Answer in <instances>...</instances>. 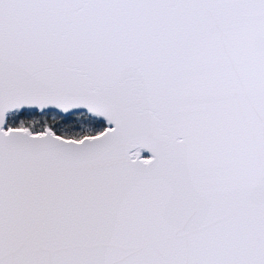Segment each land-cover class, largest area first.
<instances>
[{
	"label": "snow or ice",
	"instance_id": "6c2138e0",
	"mask_svg": "<svg viewBox=\"0 0 264 264\" xmlns=\"http://www.w3.org/2000/svg\"><path fill=\"white\" fill-rule=\"evenodd\" d=\"M0 264H264V0H0Z\"/></svg>",
	"mask_w": 264,
	"mask_h": 264
}]
</instances>
